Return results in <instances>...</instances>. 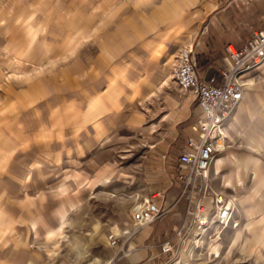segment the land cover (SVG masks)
Segmentation results:
<instances>
[{"label": "rangeland", "instance_id": "obj_1", "mask_svg": "<svg viewBox=\"0 0 264 264\" xmlns=\"http://www.w3.org/2000/svg\"><path fill=\"white\" fill-rule=\"evenodd\" d=\"M205 1L0 0V264L20 244L22 264H107L111 252L121 264L184 93L173 57L165 65L161 48L140 42L170 30L191 43ZM224 125L213 162L234 156L209 177L232 199L235 224L190 237L166 264H264V65Z\"/></svg>", "mask_w": 264, "mask_h": 264}, {"label": "built area", "instance_id": "obj_2", "mask_svg": "<svg viewBox=\"0 0 264 264\" xmlns=\"http://www.w3.org/2000/svg\"><path fill=\"white\" fill-rule=\"evenodd\" d=\"M193 48V43L181 44L170 67L174 83L188 90L200 108L194 123L196 134L187 137L177 159L180 190L173 204L183 201V217L171 237L148 245L169 254L190 237L194 245L199 244L214 225L225 228L235 224L232 199L213 189L208 169L214 154L224 145L226 119L243 98L249 77L264 65V28L254 30L240 46L228 45L227 63L214 66V72L197 68ZM153 196L164 197L165 189H154L153 195L132 211V231L154 222L166 211ZM109 239L116 244L113 234Z\"/></svg>", "mask_w": 264, "mask_h": 264}, {"label": "crops", "instance_id": "obj_3", "mask_svg": "<svg viewBox=\"0 0 264 264\" xmlns=\"http://www.w3.org/2000/svg\"><path fill=\"white\" fill-rule=\"evenodd\" d=\"M203 10L202 22L191 37L196 65L201 72L206 69L209 72H214V66L225 65L227 63L228 45L240 46L254 30L264 28V0H206ZM122 27H124L123 22ZM169 32L162 36L156 35L151 39L148 37L147 41L142 38L140 42L141 52H148L155 44L156 47L161 48L164 54L165 65L173 57L172 66L181 44V37L180 32L176 35L173 32L174 34L170 38ZM128 33L134 35L130 30H128ZM261 68L262 66L256 70L254 77ZM164 70L165 68L157 77L159 86L168 81L167 73ZM177 89L184 93L181 99L178 97L172 99L174 109L169 113L171 124L168 130L162 133L158 148L154 150L159 155L157 158L160 162L155 168H151V173L148 176L149 182L153 185L150 186V196L153 195L156 188L165 189L164 197L153 196L152 198L164 209L167 208L166 215H161L154 222L138 230L136 239L131 241L130 247L119 257V260L123 257V260L120 261L121 264H166L170 260L169 253H162L157 246L150 247L148 245L151 243L158 244L162 240L171 237L177 222L183 217V201L173 204L174 198L180 190V182L176 178L179 170L177 159L180 151L185 146L187 137L196 134L194 123L200 115V108L189 91ZM150 95H152V92L148 93L147 97ZM177 145L180 146L179 149H177ZM233 156L232 152H228L223 157H217L214 162L212 159L208 173H212L213 170L219 172L222 161L229 160ZM235 172L236 170L226 176V183L231 184V178ZM255 176L256 172L254 171L253 178ZM163 218H165L168 228L165 231L166 235L161 236L158 228ZM169 232L170 234H168ZM146 240L147 242H145ZM143 242H145L144 245ZM109 256L110 261L107 264L113 262L114 252H111ZM25 257L26 247L24 244H20V246L10 250L7 259L1 264H22ZM179 261L174 263H179Z\"/></svg>", "mask_w": 264, "mask_h": 264}, {"label": "bare ground", "instance_id": "obj_4", "mask_svg": "<svg viewBox=\"0 0 264 264\" xmlns=\"http://www.w3.org/2000/svg\"><path fill=\"white\" fill-rule=\"evenodd\" d=\"M129 230H126L125 232H128Z\"/></svg>", "mask_w": 264, "mask_h": 264}]
</instances>
